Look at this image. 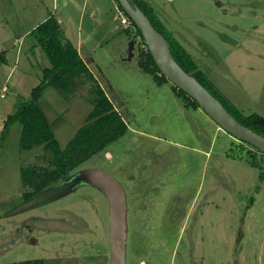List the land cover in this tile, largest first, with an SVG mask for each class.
<instances>
[{"label":"rangeland","instance_id":"rangeland-1","mask_svg":"<svg viewBox=\"0 0 264 264\" xmlns=\"http://www.w3.org/2000/svg\"><path fill=\"white\" fill-rule=\"evenodd\" d=\"M142 1L228 106L264 116V0ZM51 14L84 57L91 51L95 77L74 93L49 86L39 99L60 148L85 125L97 85L128 125L71 172L98 168L123 185L127 264H264V153L138 65L145 44L115 0H0V55L8 59L0 60V264H110L107 197L87 183L65 194L53 187L59 181L38 193L24 186L21 168L47 166L52 153L22 148L20 123L3 134L8 114L49 67L30 32Z\"/></svg>","mask_w":264,"mask_h":264},{"label":"trees","instance_id":"trees-1","mask_svg":"<svg viewBox=\"0 0 264 264\" xmlns=\"http://www.w3.org/2000/svg\"><path fill=\"white\" fill-rule=\"evenodd\" d=\"M115 1L118 4V9L136 28L145 44V50H142L138 65L144 71L152 74L158 84L170 82L156 65L141 30L121 6L119 0ZM130 1L136 3L149 17L152 24L169 40L172 53L177 62L213 93L241 123L264 136V116L258 113L242 115L237 109L228 106L213 90L209 78L189 51L167 29L155 9L142 0ZM30 34L35 40V44L41 47L46 54L49 67L42 68L40 83L32 89L28 97L21 98L15 112L8 114L4 120L3 134L6 135L13 124L20 123L22 125V148L29 149L34 145H45L52 153L48 158L47 166L32 165L21 168L24 186L32 187L33 191L38 193L49 189L50 184L59 181L53 187H64L61 194H65L75 190L82 183V178L75 177V174H71V172L91 156L103 151L111 143L123 136L128 130V125L118 111L113 109L110 99L101 92V86L97 85L99 96L95 101L91 114L87 118L85 125L78 130L76 137L68 143L66 149L62 150L55 137L52 125L40 106L39 99L49 86L57 87L66 93H74V90L79 85H83L86 79L94 81L95 77L81 58L77 48L66 36L64 29L54 14L49 15ZM127 34L129 35V33ZM0 60L4 61L5 59L0 55ZM172 86L180 96L187 97L195 108L200 107L183 90L173 84ZM19 264H45V261L43 259H29Z\"/></svg>","mask_w":264,"mask_h":264},{"label":"water","instance_id":"water-1","mask_svg":"<svg viewBox=\"0 0 264 264\" xmlns=\"http://www.w3.org/2000/svg\"><path fill=\"white\" fill-rule=\"evenodd\" d=\"M141 30L156 65L177 88L194 99L225 131L264 153V136L241 123L225 105L195 76L188 73L175 59L171 43L152 24L145 12L130 0H119ZM136 42L131 39L127 59L134 57ZM82 183L97 187L109 201L110 264H127L128 212L127 193L115 177L98 168H87L75 173Z\"/></svg>","mask_w":264,"mask_h":264},{"label":"crops","instance_id":"crops-1","mask_svg":"<svg viewBox=\"0 0 264 264\" xmlns=\"http://www.w3.org/2000/svg\"><path fill=\"white\" fill-rule=\"evenodd\" d=\"M166 25V24H165ZM64 32H65V34H66V36L70 39V41L74 44V46L77 48V50L79 51V54H80V56H81V58L85 61V63L87 64V66L89 67V69H90V71L93 73V71H92V69L90 68V65H89V63L87 62V60L89 59V58H91L92 57V53H91V51L90 50H88V54H87V57H84V55H83V52H82V43H80V42H75V40L72 38V36L69 34V32L66 30V29H64ZM177 39V38H176ZM17 49L18 48H16L15 50L17 51ZM17 53V52H16ZM190 53V52H189ZM191 55H192V53H190ZM26 56V55H25ZM192 57H193V55H192ZM19 58V57H18ZM27 58V57H26ZM93 58V57H92ZM194 58V57H193ZM87 59V60H86ZM20 60H21V58H20ZM29 60H31V59H29L28 58V64H30L29 63ZM194 60H195V58H194ZM4 61H8V59H7V57H5V60ZM16 61H17V58H16ZM196 61V60H195ZM197 63V62H196ZM198 64V63H197ZM199 65V64H198ZM200 67V66H199ZM20 73V72H19ZM17 80H18V82L19 81H21V79L18 77L17 78ZM17 81H15L14 83H13V86L14 87H17Z\"/></svg>","mask_w":264,"mask_h":264},{"label":"built area","instance_id":"built-area-1","mask_svg":"<svg viewBox=\"0 0 264 264\" xmlns=\"http://www.w3.org/2000/svg\"><path fill=\"white\" fill-rule=\"evenodd\" d=\"M124 22H126V20H124ZM2 96H4V94H2Z\"/></svg>","mask_w":264,"mask_h":264}]
</instances>
